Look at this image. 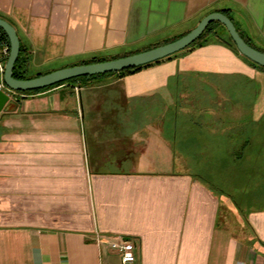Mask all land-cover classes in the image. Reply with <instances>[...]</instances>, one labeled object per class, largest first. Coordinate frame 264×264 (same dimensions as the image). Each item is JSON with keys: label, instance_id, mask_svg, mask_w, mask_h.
<instances>
[{"label": "crops", "instance_id": "obj_1", "mask_svg": "<svg viewBox=\"0 0 264 264\" xmlns=\"http://www.w3.org/2000/svg\"><path fill=\"white\" fill-rule=\"evenodd\" d=\"M214 12L264 50V0H0L30 77L163 45ZM263 202L264 70L218 40L10 91L0 113V264H121V240L132 264H264Z\"/></svg>", "mask_w": 264, "mask_h": 264}, {"label": "water", "instance_id": "obj_2", "mask_svg": "<svg viewBox=\"0 0 264 264\" xmlns=\"http://www.w3.org/2000/svg\"><path fill=\"white\" fill-rule=\"evenodd\" d=\"M214 22H219L225 26L241 55L264 67V52L252 47L243 39L231 18L221 12H214L204 17L193 30L175 41L118 59L76 65L33 78L18 80L14 78L13 71L20 55L21 42L16 29L8 21L0 18V28L4 30L10 40V54L7 58L2 78L4 87H0V113L10 100V91L41 90L79 77L116 73L160 61L191 46L202 36L207 27Z\"/></svg>", "mask_w": 264, "mask_h": 264}, {"label": "trees", "instance_id": "obj_3", "mask_svg": "<svg viewBox=\"0 0 264 264\" xmlns=\"http://www.w3.org/2000/svg\"><path fill=\"white\" fill-rule=\"evenodd\" d=\"M229 18L230 16L227 14ZM232 20V19H231ZM219 28H221L222 31L219 30ZM186 35V34H185ZM184 35L182 36H179V37H176L172 40H170L169 42H172V41H175L181 37H183ZM214 40H218L219 42H221L223 45H225L226 47L230 48L233 52H235L237 55L239 56H242L244 59H246L247 61H249L253 66L261 69V70H264V67L252 62L251 60H249L248 58H246L245 56L241 55L240 52L238 51L235 43L233 42V40L231 39L228 31L226 30L225 26H223L222 24H220L219 22H214V23H211L207 29L205 30V32L202 34V36L197 40L195 41L191 46L187 47L185 50L177 53V54H174L168 58H165V59H162L160 61H157V62H154V63H151V64H147V65H144V66H140V67H135V68H131V69H128V70H124V71H121V72H116V73H108V74H104V75H96V76H86V77H79V78H75V79H72V80H69V81H66L64 83H60V84H57V85H54V86H51V87H48V88H44V89H41V90H34V91H25V92H22V91H17L18 93L20 94H26V95H33V94H37L41 91H44L46 89H49V88H52V87H56V86H59V85H62V84H65V83H69V82H78V81H86V80H94V79H99V78H103V77H107V76H111V75H118L120 77H125V76H128V75H133V74H136L138 72H141L142 70L146 69V68H149V67H152L153 65L155 64H159L161 62H163L164 60H167V59H171L172 57L174 56H177V55H181L185 52H189V51H192L194 50L195 48H198V47H202ZM249 45H251L252 47L256 48L257 50H260L262 52H264L263 49H260V48H257L255 46H253L251 43H249L247 40H245ZM0 43L3 44V45H6L10 48V40L7 36V34L4 32V30L2 28H0ZM168 43V42H167ZM26 50H24V48L21 46V51H20V55L18 57V60L15 64V68H14V71H13V76L15 79H18V80H24V79H29V78H33V77H30L28 76V65H29V53H27ZM136 53H139V52H136ZM132 54H135V53H131V54H124V55H117V56H113L111 58H101V57H95V58H92L90 60H87V61H82L81 63L77 64V65H84V64H91V63H99V62H104V61H107V60H113V59H118V58H121V57H125V56H129V55H132ZM43 74H46V73H37L34 77L36 76H40V75H43ZM194 138H200L202 136V134L198 133V134H192ZM191 135V136H192ZM201 153H207L209 152L208 149H205V148H202L201 150H199ZM210 166L211 165H199V166H196V168H198L197 170V177H199L203 183L209 185V187H211L213 190H218V191H221L222 193H226V190L224 187H215V185H213V187L210 185V183L201 177L202 174H204L206 171H209L210 169ZM253 171H255V168L252 167ZM199 171V172H198ZM236 205H239V201H235L234 202Z\"/></svg>", "mask_w": 264, "mask_h": 264}, {"label": "built area", "instance_id": "obj_4", "mask_svg": "<svg viewBox=\"0 0 264 264\" xmlns=\"http://www.w3.org/2000/svg\"><path fill=\"white\" fill-rule=\"evenodd\" d=\"M10 54V48L0 43V87H4L2 78L5 71L6 61ZM111 249L117 250L121 257V264H132L136 261V247L133 241H120L110 244Z\"/></svg>", "mask_w": 264, "mask_h": 264}, {"label": "rangeland", "instance_id": "obj_5", "mask_svg": "<svg viewBox=\"0 0 264 264\" xmlns=\"http://www.w3.org/2000/svg\"><path fill=\"white\" fill-rule=\"evenodd\" d=\"M32 75H33V73H30V76H32ZM126 167L127 166H125V168ZM177 168H178V166H177ZM196 169H198V168H196ZM201 177L204 178V179H206L210 183V185L213 187V165H211L209 171L207 173L202 174ZM262 205L263 204L261 203L260 206H262ZM223 207H224V209H222V216H224L226 214V211H225L226 210V207L225 206H223Z\"/></svg>", "mask_w": 264, "mask_h": 264}]
</instances>
